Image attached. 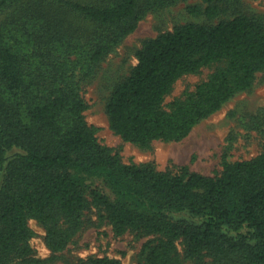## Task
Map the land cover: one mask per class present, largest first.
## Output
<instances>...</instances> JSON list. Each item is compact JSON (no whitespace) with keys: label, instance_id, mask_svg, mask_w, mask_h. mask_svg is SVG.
Instances as JSON below:
<instances>
[{"label":"trees","instance_id":"16d2710c","mask_svg":"<svg viewBox=\"0 0 264 264\" xmlns=\"http://www.w3.org/2000/svg\"><path fill=\"white\" fill-rule=\"evenodd\" d=\"M20 1L0 0V12L13 9L19 18L0 25V264H46L33 255L28 219L45 227L46 244L57 253L82 230L91 204L116 234L152 237L142 245L139 264H182L178 244L197 264L206 258L211 264H264V142L254 158L224 160L218 175L186 166L173 173L125 163L100 143L86 119L72 55L92 72L146 11L177 0ZM204 1L205 15L218 16L222 7ZM59 9L93 28L89 42L62 33ZM69 39L77 44L67 45ZM204 68L212 69L207 79L166 103L181 77ZM259 72L264 19L238 14L216 24L177 26L137 51V64L106 103L110 127L142 147L179 142L251 88ZM91 178L102 180L110 194L92 187ZM80 264L120 261L90 256Z\"/></svg>","mask_w":264,"mask_h":264},{"label":"rangeland","instance_id":"374dc122","mask_svg":"<svg viewBox=\"0 0 264 264\" xmlns=\"http://www.w3.org/2000/svg\"><path fill=\"white\" fill-rule=\"evenodd\" d=\"M72 1L88 3L93 0ZM33 2L22 0L18 4ZM214 3L222 7L214 18H209L203 12L209 5L204 0H177L173 4L146 11L135 29L114 45L92 72L86 73L81 69L75 54L72 55L75 61L70 60V63L74 65V79L80 84L81 94L88 105L85 111L87 122L95 128L100 143L109 146L125 163H149L158 171L173 173L178 172L181 166H186L192 172L215 176L221 173L224 160L234 162L251 159L262 152L264 72L257 74L251 88L236 93L218 111L195 125L190 134L179 142L154 141L142 147L123 140L110 127L106 114L108 98L116 84L125 79L137 64V51L145 40L186 23L216 24L238 14L264 19V0H214ZM191 7H197L198 12H191ZM12 11L0 12V25L11 26L19 20ZM59 11L58 23L62 33L68 37L80 34L85 42H89L93 28L85 25L80 17L63 9ZM77 28L84 33H78ZM66 44L74 45L77 42L76 39H69ZM211 72V68H204L198 74L181 77L166 97V103L192 91ZM87 182L110 194L102 180L91 178ZM85 220L82 230L72 238L67 248L53 253L45 241V227L38 220L29 218L34 257L46 264H80L90 256H108L118 259L120 264H139L142 245L151 236H140L132 231L116 234L109 221L101 216L93 204L86 212ZM178 249L182 264H197L184 258L183 245L178 244ZM200 264H211V261L206 258Z\"/></svg>","mask_w":264,"mask_h":264}]
</instances>
